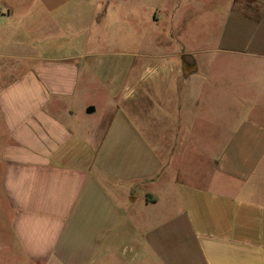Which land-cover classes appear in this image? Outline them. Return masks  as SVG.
Returning a JSON list of instances; mask_svg holds the SVG:
<instances>
[{
	"label": "crops",
	"instance_id": "1",
	"mask_svg": "<svg viewBox=\"0 0 264 264\" xmlns=\"http://www.w3.org/2000/svg\"><path fill=\"white\" fill-rule=\"evenodd\" d=\"M197 1L214 20L209 41L157 46L166 76L147 85L140 69L94 117L84 100L93 29L112 14L137 19L142 0H0V32L18 45L0 53V66L14 67L0 89V258L264 264V0ZM177 13L165 14L171 42L188 25L176 26ZM147 19L159 31L157 6ZM64 29L84 34L48 54ZM136 33L121 52L143 55ZM206 95L227 116L225 140L203 147L190 116Z\"/></svg>",
	"mask_w": 264,
	"mask_h": 264
},
{
	"label": "rangeland",
	"instance_id": "2",
	"mask_svg": "<svg viewBox=\"0 0 264 264\" xmlns=\"http://www.w3.org/2000/svg\"><path fill=\"white\" fill-rule=\"evenodd\" d=\"M141 4V5H140ZM140 13L137 19L127 18L123 23H119L118 16H114L112 14L110 17L106 16L103 22H101V26L99 24L93 29V35L91 36L90 47L91 50L87 51L91 55L84 59V63L88 65L91 64L90 71L93 73L92 80L90 79L87 83V89L85 90L84 100L87 103H90L97 110L94 112V117L102 116L103 113L110 109L112 104H115L117 101L110 100L107 98L108 94L119 95V97L125 95L124 92L127 90V87L132 85L136 78L135 76L140 73L146 77L148 80L147 85H151V81H154L158 76L164 75L166 76V71L168 67L163 64L167 62L166 60L156 59L151 56L152 53H155L157 46H159V51H167V46L177 44H185L187 47L196 49L201 48L203 43L208 42V31L212 30L214 26V20H210L207 16L199 15L200 12L199 7L203 4L198 2L197 0H142L140 3ZM172 5L176 6V10H178L177 18L175 19L176 26H182L184 28L183 23L186 20L187 27L183 30V34H181V39L176 40V42H171L170 35L168 33L169 26L171 24V18H166L165 14L170 10ZM159 9L160 18L163 21L159 25V31L156 26H149L147 16L155 7ZM183 15V16H182ZM184 15L186 19H184ZM123 25L121 27L120 25ZM80 27V23H77ZM0 29H3L0 27ZM74 30V25L71 28ZM125 29V31H124ZM78 31H80L78 33ZM136 31L141 33L139 36ZM136 33V43L141 46L143 50L142 56H138L135 54H127L129 52H121L119 50L120 41L126 35V37H130L131 33ZM157 33V35H156ZM84 34L81 30H77V32L71 33L70 30L64 29V35L60 36L56 40H51L48 42V47L53 49L52 51L47 48V53L50 54L52 52H56L60 45L65 46V48H70L71 41L76 43L81 35ZM134 37V35H133ZM14 35L0 32V53H8L14 52L17 43H14ZM212 38L215 39V35H212ZM81 39V38H80ZM81 45H79L80 49ZM71 49V48H70ZM79 53H84V51H79ZM126 53V54H125ZM160 62L162 65L157 66L156 63ZM9 66H0V89L3 85H5L6 78L8 77V72H11L14 67H12V61L8 62ZM158 62V63H159ZM150 82V83H149ZM165 88V86H163ZM128 93L132 96V99L127 100L134 102V90L128 89ZM204 106L198 112L194 109H191L190 116V124H191V132L190 138L192 143L195 141L201 142V146L208 147L215 143L216 139L225 140V133H221L218 130L217 126H223L226 121L221 111L215 109L213 106L215 105V99L213 95H206ZM118 100V99H117ZM223 115V116H222ZM264 116L262 115V118ZM0 126H2V117L0 115ZM1 128V127H0ZM222 134V138L220 135ZM205 145V146H204ZM13 253H15L18 257L21 256V252L18 248H13ZM18 260H8L5 258H0L1 264H22L20 262V258ZM13 262V263H12ZM25 264V262L23 263Z\"/></svg>",
	"mask_w": 264,
	"mask_h": 264
},
{
	"label": "water",
	"instance_id": "3",
	"mask_svg": "<svg viewBox=\"0 0 264 264\" xmlns=\"http://www.w3.org/2000/svg\"><path fill=\"white\" fill-rule=\"evenodd\" d=\"M95 109H96V108H95L94 106H89L87 111H88L89 113H92V112L95 111Z\"/></svg>",
	"mask_w": 264,
	"mask_h": 264
}]
</instances>
